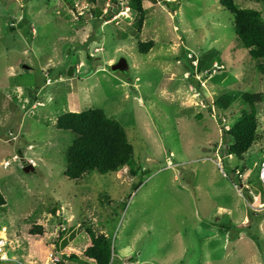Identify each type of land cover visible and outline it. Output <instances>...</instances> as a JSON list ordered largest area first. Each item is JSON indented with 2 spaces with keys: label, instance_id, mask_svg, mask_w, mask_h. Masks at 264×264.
<instances>
[{
  "label": "rangeland",
  "instance_id": "374dc122",
  "mask_svg": "<svg viewBox=\"0 0 264 264\" xmlns=\"http://www.w3.org/2000/svg\"><path fill=\"white\" fill-rule=\"evenodd\" d=\"M221 1H144L138 25L124 0H0V233L9 258L86 262L90 230L110 240V264H264V72ZM232 1L264 24V0ZM121 58L127 70L112 72ZM243 93L260 95V140L238 160L226 155L225 132L243 105L214 104ZM88 109L122 126L131 164L73 182L64 176L73 135L54 124ZM240 167L241 187L232 173ZM249 210L263 215L256 229ZM33 226L42 236L28 234Z\"/></svg>",
  "mask_w": 264,
  "mask_h": 264
},
{
  "label": "trees",
  "instance_id": "16d2710c",
  "mask_svg": "<svg viewBox=\"0 0 264 264\" xmlns=\"http://www.w3.org/2000/svg\"><path fill=\"white\" fill-rule=\"evenodd\" d=\"M80 1L94 5L98 0ZM124 1L135 12V19L140 25L146 13L142 4L149 0ZM221 6L233 16V28L236 37L250 58L258 62V69L264 72V24L260 13L250 9H238L232 0H222ZM152 45V42L140 44L139 53L146 54ZM260 100L258 94H224L214 104L217 110L222 111L227 110L234 102L240 101L243 105L238 115V122L225 132L229 140L226 155H232L241 160L250 147L260 140L257 133L256 117V104ZM54 127L59 131L70 132L73 135L71 145L64 152L66 169L64 176L68 180L75 182L83 175L91 172L106 175L115 173L124 167H130L132 146L126 138L125 131L118 122L109 119L102 110L88 109L79 113H62L56 118ZM243 170L244 168L240 167L232 172L238 185H240V180L237 175L243 173ZM242 191L247 193L246 189H242ZM5 206L6 202L0 193V210ZM248 213L251 220L249 226L256 229L263 215L250 210ZM28 234L42 236V228L33 226ZM87 234L91 244L83 256L88 262L80 260L72 254L68 256V259L80 262V264H110V240L102 234L95 235L90 230H87ZM248 237L261 254L262 242L258 239V234L249 233Z\"/></svg>",
  "mask_w": 264,
  "mask_h": 264
},
{
  "label": "built area",
  "instance_id": "2783aa9c",
  "mask_svg": "<svg viewBox=\"0 0 264 264\" xmlns=\"http://www.w3.org/2000/svg\"><path fill=\"white\" fill-rule=\"evenodd\" d=\"M84 3V2H83ZM84 9V8H83ZM86 11V13H88L90 16H92V13L91 11H89L88 8H85L84 9ZM83 14L82 12V9L78 12L77 15L81 16ZM110 14V12L108 11L107 13L104 12V16L102 17L103 20L106 19V17ZM118 16V15H117ZM116 17H113L114 20L117 18ZM107 21V20H106ZM117 24V23H115ZM258 178H259V181L261 183V185L264 186V161L261 163L260 165V168H259V172H258ZM7 240L3 237V236H0V263H14V264H22L21 262L19 261H15L11 258L8 257L7 253L5 252V248L7 247Z\"/></svg>",
  "mask_w": 264,
  "mask_h": 264
},
{
  "label": "water",
  "instance_id": "95a60500",
  "mask_svg": "<svg viewBox=\"0 0 264 264\" xmlns=\"http://www.w3.org/2000/svg\"><path fill=\"white\" fill-rule=\"evenodd\" d=\"M127 68H128L127 67V63L122 58L119 59L116 63L110 65V70L112 72H121V73H123V72H125L127 70ZM71 73H72V68L69 67L68 70H67V76H70ZM32 169L33 168H32L31 165H25L22 168L23 172H25V173L31 172ZM239 187H241V186L239 185ZM249 200H250V198H249ZM0 264H14V263H0Z\"/></svg>",
  "mask_w": 264,
  "mask_h": 264
},
{
  "label": "bare ground",
  "instance_id": "6f19581e",
  "mask_svg": "<svg viewBox=\"0 0 264 264\" xmlns=\"http://www.w3.org/2000/svg\"><path fill=\"white\" fill-rule=\"evenodd\" d=\"M0 236H3V234L0 233Z\"/></svg>",
  "mask_w": 264,
  "mask_h": 264
}]
</instances>
